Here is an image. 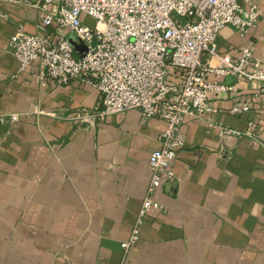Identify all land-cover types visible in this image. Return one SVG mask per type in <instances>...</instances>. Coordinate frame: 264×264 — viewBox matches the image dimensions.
<instances>
[{"label": "crops", "instance_id": "0c3cea01", "mask_svg": "<svg viewBox=\"0 0 264 264\" xmlns=\"http://www.w3.org/2000/svg\"><path fill=\"white\" fill-rule=\"evenodd\" d=\"M0 11L7 16L0 18V264H119V243L133 226L147 158L159 148L164 123L142 121L136 110L91 127L29 115L40 106L70 116L93 108L99 95L77 82L41 80L37 63L13 78L18 64L8 52L10 36L18 27L35 34L37 11L4 3ZM215 46L216 55L231 60L249 48L263 62L264 17L243 36L222 29ZM211 79L234 91L214 99L219 113L184 118L173 179L154 192L159 207L147 213L122 264H264V86ZM232 104L248 112L232 116ZM250 121L253 139L222 141L211 127L244 131Z\"/></svg>", "mask_w": 264, "mask_h": 264}, {"label": "built area", "instance_id": "2783aa9c", "mask_svg": "<svg viewBox=\"0 0 264 264\" xmlns=\"http://www.w3.org/2000/svg\"><path fill=\"white\" fill-rule=\"evenodd\" d=\"M3 3L37 11L35 34L18 27L10 36L8 52L18 64L13 78L37 63L41 80L62 86L77 82L99 95L93 108H77L70 116L40 106L29 115L91 127L109 116L136 110L142 121L164 123L159 148L147 158L148 180L133 226L119 243L122 264L137 243L138 227L147 213L159 207L154 192L173 179L171 166L183 146L184 118L203 120L219 113L214 99L234 91L233 85L211 77L264 86V61L254 59L251 49L243 48L234 60L215 52L222 29L229 27L243 36L264 17V0H0ZM84 17L94 21L92 27L83 22ZM0 18L7 16L0 11ZM62 29L84 45L82 56L59 33ZM210 59L217 65L210 66ZM227 112L239 116L248 112V106L232 104ZM18 118L10 116L12 122ZM253 123L247 122L244 131L219 123L211 127L222 141L253 139Z\"/></svg>", "mask_w": 264, "mask_h": 264}, {"label": "water", "instance_id": "95a60500", "mask_svg": "<svg viewBox=\"0 0 264 264\" xmlns=\"http://www.w3.org/2000/svg\"><path fill=\"white\" fill-rule=\"evenodd\" d=\"M68 42L71 44V46L74 48V50L78 51L81 56L83 55V52L85 49L84 45L79 43L74 36H70L68 38Z\"/></svg>", "mask_w": 264, "mask_h": 264}]
</instances>
